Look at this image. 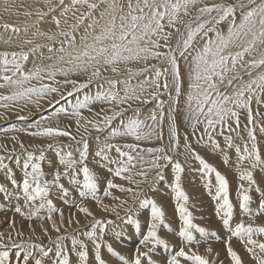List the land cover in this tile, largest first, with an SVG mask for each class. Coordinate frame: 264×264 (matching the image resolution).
Here are the masks:
<instances>
[{
	"label": "rangeland",
	"instance_id": "obj_1",
	"mask_svg": "<svg viewBox=\"0 0 264 264\" xmlns=\"http://www.w3.org/2000/svg\"><path fill=\"white\" fill-rule=\"evenodd\" d=\"M6 2L11 5L7 12L4 10ZM220 2L222 0H203V3L207 4ZM223 2L235 3V0H223ZM68 6H71V0H63V4H61L60 0H0V54L27 52L28 60L22 62L25 72L33 70L36 65H58L57 57L63 55V53L59 52V49L62 46L67 48L68 40L71 38L62 35V33H70L74 36L79 46L80 37L85 34L87 25L92 23L88 16H86L83 23H78L77 21V17L82 13L89 12L86 6L76 5L66 15L61 16L64 7ZM26 12H30L31 15H25ZM191 12L195 14V9H192ZM91 14L94 17L99 15L98 11L96 13L92 11ZM53 17L60 19L59 28H57ZM184 19L188 20L189 17H184ZM65 20H67V23L64 22ZM45 22L48 25H40V23ZM230 22L221 21L215 27L221 32H226ZM5 24L18 28L19 32H13L11 28L6 30ZM177 27H180V25H177ZM165 31L172 33L168 43L174 47L176 42L175 29L166 27ZM37 32L45 33V35L33 34ZM209 35L214 36L215 33H210ZM49 36L52 39H49ZM29 40L32 43H26ZM163 43L161 41V44ZM197 43L199 44V40ZM37 45L40 47L37 48ZM49 49L52 51H49ZM160 50L167 51L166 48H161ZM48 57H51V59H48ZM179 64L182 75V94L178 97V103L175 105L177 110L173 113L179 133V146L175 151L168 153L173 157L171 162L162 161L161 163L164 165L162 169L149 172L148 179L139 185V190H142V195L139 198L135 197L134 193L120 192L117 189L111 190L112 196H104V188L108 179H112L116 184L132 187L133 189H137V185L129 184L127 180L114 177L109 168H115L116 165L102 161L95 153L105 142L118 144L121 147L129 143L137 144L136 151L144 157L145 163L141 165L136 162V168L133 169V178L135 180L143 179L135 176V173L142 168L147 169L149 166L153 154L148 153L146 150L163 147L167 151L169 147L166 109L169 95H175L174 89L171 87L170 77L169 90L165 91L163 89L162 78L161 89L158 93V99L166 102L162 139L157 138V135L141 141H135L131 137L109 139L111 128L117 127L121 119L127 120L132 117L136 109L139 110L140 119L145 120L146 124H152L151 119L146 118L150 117L154 110L157 113L159 112L156 107L157 100L150 95L151 92L156 91L155 88H146L140 101H129L121 105L94 101L87 108L81 109L80 118L70 115L72 110L68 107L69 102L75 103L77 99H83L86 94L95 95L98 90L108 89L107 80H127L131 86L136 87L146 76L152 75L151 69L146 73L131 76L127 69L132 68L134 71H139L146 67L143 62L120 65L118 73H113L110 70L102 71L101 76L93 79L88 84V87L78 90L74 89L73 84H65L64 81L67 79L76 81L77 84L87 83L90 73L74 72L67 77L58 74L55 77V83L47 78L42 81L57 87L59 89L58 92L49 93L38 101L36 97H33L32 100L0 101V158H2L3 164L6 165V168L0 169V186L6 190L5 192H0V237H2L0 238V254L8 253L6 264H35L36 260H41L42 264H57V261L62 258L57 256V236L68 237L60 243L62 248L69 254L71 264H81L77 255L80 250L79 244L73 249L72 237L86 245L88 252L87 264H97L94 242L84 235L91 230L90 225L94 218L102 221H111L110 224L105 225L103 236L101 237L97 231L96 237V242L101 244L100 255L105 264H123L117 256L109 251V247H111L113 252L123 256L129 262L134 260L136 249L139 247L141 251L148 252L147 257L141 258L142 264H149V261H151V264H167L168 259L181 247L186 252L189 248L192 249V251L205 257L210 264H221V262L223 264H232L227 255L226 245L228 244L240 255L243 264H255L251 254L245 250L240 239L232 236L231 231L223 225L221 219L223 213H217V203L222 201L214 198L219 187L215 173H203L200 171L201 165L199 161L185 148V136H187V143L191 146V149L226 178L229 199L233 205L231 228L234 229L235 225L241 221L246 225L252 224L254 227L264 226V214L249 216L241 211L239 200L241 195L240 186L243 184L245 188L249 189L247 192L250 196L249 207L252 213L256 212L259 201L264 199V169L257 167L252 170L253 179L256 183L249 187L247 181L239 179L241 167L237 166V157L242 153L245 143H248L250 147L246 125L255 127L257 145L262 158H264V134L259 131L260 127L264 126V94H261V102L259 104H257L255 98L252 101L253 125H248L247 110H239V128L236 127L235 122L232 120L228 121V127L223 128V130L220 126H217L215 132H213V139L216 141V145H213L208 141L207 135L204 134L203 124H198L196 130L193 131L191 122L185 119L189 64L183 58H179ZM148 65H159L161 68L167 67L166 64L154 59H150ZM237 72L243 76L244 80L249 79L244 74V69H241L239 65L237 66ZM3 74L5 73H0V75ZM7 74L11 75V73ZM228 75L231 76L232 73ZM0 83H3V81L0 80ZM30 83L33 86H39L41 82L33 80ZM219 87L221 91L229 93L232 91L231 87L226 88L223 84L219 85ZM124 88L125 84L117 83L115 90L119 91L120 95L123 96ZM13 91L12 87L5 86L0 88V96L11 95ZM137 91L139 92L138 88ZM69 92L72 93L71 96H68ZM145 98L148 100L147 103L143 102ZM4 105H7V107ZM60 107H66L68 112L56 114L57 109ZM116 111H122V117H117L110 127H106L102 123V117L110 116ZM89 121L92 123H89ZM93 124H99V128L93 127ZM44 127L58 128L69 132L70 135L52 137L31 135L32 132ZM155 131L157 134L161 132L159 124ZM229 136L231 137L232 147H228V142L225 139ZM82 141L88 143V157L85 164L97 177V196L100 197V204H97L91 196L82 197L80 195L83 183V176L79 171L81 166L77 164L74 170L70 169L68 174L65 175L64 165L59 163L58 152L61 154L71 152L73 158L79 160L78 149H82ZM48 145H52V148H49ZM237 147L241 149V153L237 152ZM124 150L127 151V149ZM41 152L44 153V159L33 161L41 165L43 172L41 179L51 181L55 172L59 171L61 173L59 185L62 187L50 186L49 196L46 198L51 200L55 211L48 213L49 209L45 205L44 208L39 209L35 215L29 218L28 214L31 212V208H24L22 181L25 169L23 165L28 153H32L34 157H37ZM133 155H136V153H133ZM108 156L111 160L119 158L115 149L109 151ZM225 157L229 161L227 164L224 163ZM177 161L184 169L181 186L189 197L185 207L192 214L193 224L205 229L203 234L191 229L194 241L189 244H187L188 242L184 243V239L178 235L182 221L176 211L177 201L174 199V193L171 189L174 179V163ZM242 167L247 168V163L243 164ZM9 170L17 182L16 185H13L8 179ZM27 170L31 171V168L29 167ZM157 171L161 172V178L154 180L153 178L156 176ZM73 176L76 177L77 183L72 182ZM113 196L119 197V199H113ZM145 198L154 200L162 208L163 212L167 208L164 212L163 223L157 226V234L160 239L166 242V246L157 245L153 248L151 244L147 246L141 244V240L147 233L148 225L152 222L151 206L148 205L141 208L138 202ZM39 203L41 202L36 201L37 205ZM18 205L25 212L24 216L14 210ZM104 206H107V211L104 210ZM79 207L87 208L92 215L89 216L79 211ZM203 210H206V212ZM61 213L63 214L62 217ZM49 214H51V221L48 219ZM176 220L177 222H175ZM69 221L71 222L69 223ZM10 223L12 225L5 228ZM53 223L56 228H59V232L54 230ZM253 238L264 242V237L254 236ZM32 245H38L39 247H32ZM209 248H211V252L208 251ZM150 249L151 251H149ZM44 252H47V255H44ZM25 255H28L27 260L24 259ZM181 264H191V262L181 258Z\"/></svg>",
	"mask_w": 264,
	"mask_h": 264
},
{
	"label": "snow or ice",
	"instance_id": "obj_2",
	"mask_svg": "<svg viewBox=\"0 0 264 264\" xmlns=\"http://www.w3.org/2000/svg\"><path fill=\"white\" fill-rule=\"evenodd\" d=\"M63 4V0H60ZM76 5L86 6L89 9L88 13H82L77 17L78 23H83L86 16L91 17L92 11H98L99 15L92 18V23L87 25L85 34L80 37L79 46L76 39L70 33H62L66 37H71L68 40V47H61L59 52L63 53L57 57L58 65H36L33 70L25 72L22 66L23 61L28 60L27 52H12L0 54V88L10 86L14 89L11 95L0 96V101H16L21 99L32 100L36 97L37 101L49 93L58 92L57 87L51 84L43 83L47 78L55 83V77L63 75L67 77L70 73L82 72L90 73L89 81L83 84H77L73 80H65V84H73L74 89L88 87V84L96 78H99L102 71H111L118 73L120 65H128L131 63L143 62L146 67L139 71H134L128 68L129 75H139L146 73L151 69L152 75L146 76L143 81L136 87L131 86L129 81L107 80L108 89L98 90L95 95L86 94L83 99H77L75 103L69 102L68 107L71 108L70 115L77 118L81 117V109L87 108L94 101H104L107 103H115L121 105L129 101H140L146 88H155L156 91L150 93L151 97L157 100V111H153L150 117L152 124H146L145 120L140 119L139 110H134V115L127 120L121 119L117 127L111 128L109 139L115 137H131L135 141L147 139L153 135L157 138H163L162 126L165 120V103L158 99V93L161 89V79L163 78V89L169 90V77L171 78V87L174 89L175 95H169L167 120H168V135L169 147L167 151L163 147L149 148L146 151L153 154L147 169H141L135 173V176L143 179L135 180L133 178V169L136 168V162L141 165L145 163L144 157L138 153L137 144L129 143L121 147L118 144L105 142L96 151L95 155L100 157L102 161H107L109 164H115V168H109V171L114 177L121 180H127L129 184H136L137 189L132 187H124L116 184L112 179H108L104 188V196H112V189H117L120 192L134 193L135 197L139 198L142 195V190H139V185L148 179V174L152 170H159L164 167L161 163L171 162L173 157L169 152L175 151L179 146V133L173 115L176 112L175 105L178 103V97L181 96L182 75L180 71L179 58L185 59L188 64V91L186 93V108L185 119L191 122L193 131L196 130L198 124L204 125V134L207 135L208 141L216 145L213 139V132L217 126L221 129L228 127V121L235 122L236 127L240 126V111L247 110L248 125H253V112L251 104L255 98L259 104L261 94H264V0H235V3H203V0H71V6L64 7L61 16L66 15ZM202 5V6H198ZM11 5L5 4V11H9ZM195 9V14L191 10ZM215 13V15H213ZM25 15L30 16V12ZM184 17H189L185 20ZM57 28L60 26V19L53 17ZM221 21H231L226 32L219 31L215 25H219ZM67 23V20L64 21ZM180 25V27H177ZM5 29L11 28L13 32H19V29L9 24L4 25ZM175 29V46H171L168 41L172 36L171 32H166L165 28ZM210 33H215L210 36ZM34 35H45V33H33ZM52 39L51 36L48 37ZM199 40V44L197 41ZM161 41L164 43L161 44ZM32 43V41H26ZM40 46L37 45V48ZM161 48H166L167 51H161ZM49 51H52L49 49ZM10 57V58H9ZM190 57V59H189ZM247 58V59H246ZM51 59V57H48ZM150 59L158 60L167 67L161 68L159 65H148ZM244 69V74L249 79L244 80L243 76L237 72V66ZM7 73H11L8 75ZM232 73L231 76L228 74ZM36 80L41 83L39 86L31 85V81ZM226 81V84H225ZM117 83L125 84L123 89L124 95L121 96L119 91H116ZM225 85L226 88L231 87L232 91H221L219 85ZM139 89V92L137 91ZM72 93L69 92L68 96ZM144 103L148 100L145 98ZM7 107V105H4ZM66 107L57 109L56 114L67 113ZM122 111L113 112L110 116L102 117V123L106 127H110L112 122L117 117H122ZM79 123V119H78ZM89 123H92L89 121ZM161 126V132L156 133L157 125ZM93 127L99 128V124H93ZM247 128V136L250 141L245 143L243 151L237 147V152L241 153L237 157V166L241 167L239 179L247 181L249 187L255 184L253 179V169L260 167L264 169V158L261 156L260 149L257 145V137L255 127ZM259 131L264 134V126L260 127ZM33 136H69L67 131L53 127L39 128L38 131L32 132ZM228 147H232L231 137H226ZM82 149L79 151V160L73 158L71 152L65 154L57 153L60 157L59 163L64 165V174L67 175L70 169H75L79 164L80 172L83 176L82 197L91 196L97 204H100V197L97 196L98 185L97 177L85 164L88 157V143L81 142ZM23 147V145H21ZM52 148V145H48ZM185 148L191 152L193 157L199 161L203 173H215L219 187L217 189L215 199L217 203V213H223L221 219L223 225L231 231L232 236L240 239L245 250L251 254L255 264H264V242L254 239V236L264 237V226L254 227L252 224L246 225L242 221L231 228V219L233 216V205L230 202L228 194V182L213 166L207 163L199 156L191 146L187 143L185 136ZM115 149L119 158L111 160L108 152ZM124 149H127L125 151ZM136 153V155H133ZM44 159V153L34 157L32 153L27 154V159L24 162V178L22 188L24 192V208H31L28 214L29 218L35 215L39 209L47 205L49 213L55 211L51 200L46 199L49 196L50 186H60L59 180L61 173L56 171L53 180H42L43 172L41 165L35 161ZM19 163V161H17ZM224 163H229L225 157ZM247 163L248 167L243 168L242 165ZM31 168V171L27 169ZM6 168L0 158V169ZM184 169L177 161L174 163V179L171 184V189L174 193V199L177 201L176 211L182 221V226L179 229L178 235L186 242L192 243L194 237L191 229H195L200 233H204L205 229L193 224L191 212L185 207L189 197L184 192L181 186L182 173ZM161 178V172L157 171L153 178ZM8 179L13 185H16V180L12 177L10 170ZM72 182L77 183L76 177H72ZM62 187V186H60ZM240 209L249 216L264 214V199L259 201L258 208L255 213H252L249 207L250 196L247 194L248 188L241 184ZM6 190L0 186V192ZM119 199V197H112ZM36 201H40L39 205ZM141 208L151 206L152 222L148 225L146 235L141 240V244L147 246L151 244L153 248L157 245H165L166 242L159 238L157 234L158 224L164 221V212L156 202L152 199L145 198L138 201ZM107 211V206H104ZM15 211L21 216L25 212L18 205ZM79 211L91 216L92 213L84 207H79ZM131 211V209H129ZM63 214L61 213V217ZM51 221V214L48 216ZM71 221H69L70 223ZM111 221H102L93 219L90 225L91 230L84 235L93 240L96 249L95 260L97 264H105L101 258V244L96 242L97 231L102 237L105 232V225ZM55 231L59 232L53 223ZM46 231V230H45ZM2 238V237H0ZM66 236H57V256L62 257L57 261V264H71L69 254L62 248L61 241L67 239ZM73 249L79 244L80 250L77 252L81 264H87L88 252L86 245L78 241L75 237L71 238ZM32 247H39L32 245ZM227 255L232 261V264H243L240 255L233 250L230 244L226 245ZM258 250V252H257ZM109 251L117 256L123 264H142V257H147L148 252L136 249L135 258L133 261H126L123 256L113 252L111 247ZM151 251V249L149 250ZM211 252V248L208 249ZM47 255V252H44ZM181 258L191 264H210V262L197 252L188 249L186 252L183 247L171 256L167 264H181ZM8 253L0 254V264H6ZM28 259V255L24 256ZM35 264H42L41 260H36ZM151 264V261H149ZM223 264V262H221Z\"/></svg>",
	"mask_w": 264,
	"mask_h": 264
},
{
	"label": "bare ground",
	"instance_id": "obj_3",
	"mask_svg": "<svg viewBox=\"0 0 264 264\" xmlns=\"http://www.w3.org/2000/svg\"><path fill=\"white\" fill-rule=\"evenodd\" d=\"M94 12L96 13L97 11H94ZM88 18H89V20H92V18H94V16L91 14V17H88ZM45 24H47V22H45V23H40V25H42V26H44ZM47 25H48V24H47ZM167 109H168V105H167ZM167 109H166V110H167ZM70 193H71V192H70ZM71 195H72V194H71ZM156 197H157V196H156ZM156 197H154V198H156ZM18 199H19V198H18ZM204 200H205V199H204ZM16 202H17V201H16ZM202 202H203V201H202ZM9 203H10V202H9ZM12 203H14V202H12ZM197 203H198V202H197ZM205 204H206V203H205ZM166 205H167V204H166ZM202 205H203V204H202ZM67 206H68V205H67ZM196 206H197V205H196ZM203 206H204V205H203ZM70 207H71V206H70ZM198 207H199V205H198ZM200 207H201V206H200ZM164 208H166V207H164ZM166 209H167V208H166ZM166 209H165V210H166ZM198 209H199V208H198ZM14 210H15V209H14ZM165 210H164V212H165ZM199 210L201 211V209H199ZM203 211H204V210H203ZM208 211H209V210H208ZM170 212H171V211H170ZM204 212H206V210H205ZM48 213H49V212H48ZM48 213H47V214H48ZM166 213H167V212H166ZM172 213H173V211H172ZM203 214H204V213H203ZM199 217H200V216H199ZM41 218H42V217H41ZM170 218H171V217H170ZM206 218H207V217H206ZM208 218H209V217H208ZM197 219H198V218H197ZM169 220H170V219H169ZM169 220H168V221H169ZM171 220H172V219H171ZM205 220H206V219H205ZM205 220H204V221H205ZM175 222H177V220H176ZM201 224H202V223H201ZM201 224H200V225H201ZM210 224H211V223H210ZM10 225H12V223H10L9 225H7L5 228L9 227ZM34 225H35V224H34ZM34 225H33V226H34ZM167 225H168V224H167ZM169 226H170V225H169ZM169 226H168V227H169ZM170 227H171V226H170ZM199 227H200V226H199ZM205 227H206V226H205ZM172 228H173V227H172ZM174 228H175V227H174ZM168 229H170V228H168ZM166 230H167V229H166ZM173 230H175V229H173ZM177 230H178V229H177ZM164 231H165V230H164ZM168 231H169V230H168ZM178 231H179V230H178ZM197 233H198V232H197ZM200 234H201V233H200ZM216 234H217V233H216ZM198 235H199V234H198ZM175 239H176V238H175ZM138 240H139V239H138ZM184 241H185V240H184ZM184 243H186V241H185ZM178 244H179V243H178ZM187 244H189V243H187ZM195 244H196V242H195ZM195 244H194V245H195ZM122 245H123V244H122ZM175 245H176V244H175ZM183 245H184V244H183ZM183 245H181V246H183ZM188 246H189V245H188ZM175 248H177V247H175ZM123 249H124V247H123ZM193 249H194V248H193ZM175 252H176V251H175ZM123 254H124V253H123ZM169 256H170V255H169ZM152 258H153V257H152Z\"/></svg>",
	"mask_w": 264,
	"mask_h": 264
}]
</instances>
